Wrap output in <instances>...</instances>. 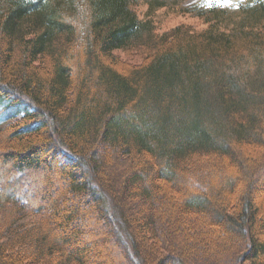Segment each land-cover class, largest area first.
I'll return each instance as SVG.
<instances>
[{
	"label": "trees",
	"instance_id": "trees-1",
	"mask_svg": "<svg viewBox=\"0 0 264 264\" xmlns=\"http://www.w3.org/2000/svg\"><path fill=\"white\" fill-rule=\"evenodd\" d=\"M141 2L0 0V264H264V0Z\"/></svg>",
	"mask_w": 264,
	"mask_h": 264
},
{
	"label": "rangeland",
	"instance_id": "rangeland-1",
	"mask_svg": "<svg viewBox=\"0 0 264 264\" xmlns=\"http://www.w3.org/2000/svg\"><path fill=\"white\" fill-rule=\"evenodd\" d=\"M143 2L139 3L133 9L138 15L140 19L150 18L154 25L157 27L158 32H163L174 28L178 25H186L190 26L196 31L203 30L207 23L205 20L200 19L192 14H186L182 11L174 10V9H159L156 12L149 14L147 10L146 2L150 0H143ZM159 1H166L171 4L173 1L176 2V5L180 7V9H194L197 8L198 10H222L226 11L228 14L237 13L241 8H243L247 4H258L261 0H159ZM68 51V50H67ZM79 51V60H83V53L80 52V49L76 50ZM238 52H229L228 55L223 56L220 60H215L214 66H218L222 63H228L231 59L237 56ZM118 60L121 63L128 64V63H138L140 59L137 56H132L133 54L125 53L122 51H118L115 53ZM77 58V57H76ZM245 61L249 70L253 67L251 61V55L245 53ZM73 65L75 67V72L77 69V59L73 61ZM253 75H256L255 72ZM110 212L112 213V209L110 208ZM27 220V219H25Z\"/></svg>",
	"mask_w": 264,
	"mask_h": 264
}]
</instances>
